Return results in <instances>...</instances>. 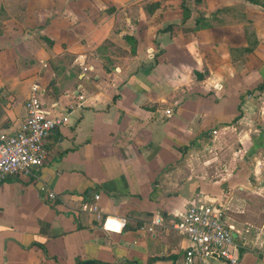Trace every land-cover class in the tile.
I'll use <instances>...</instances> for the list:
<instances>
[{"label":"crops","instance_id":"1","mask_svg":"<svg viewBox=\"0 0 264 264\" xmlns=\"http://www.w3.org/2000/svg\"><path fill=\"white\" fill-rule=\"evenodd\" d=\"M261 79L264 7L248 0H0V132L32 84L65 117L40 179L0 183V264H183L172 221L223 185L243 190L239 264H264V180L239 178L243 147L264 164V90L240 98ZM96 193L102 220L79 209Z\"/></svg>","mask_w":264,"mask_h":264},{"label":"built area","instance_id":"2","mask_svg":"<svg viewBox=\"0 0 264 264\" xmlns=\"http://www.w3.org/2000/svg\"><path fill=\"white\" fill-rule=\"evenodd\" d=\"M24 105L26 113L18 129L14 132H0V183L18 174L33 175L40 179L34 170L45 161L46 139L54 128L65 121V117L51 116L45 109L37 84H32ZM39 190L47 200L56 199V193L45 183L39 184ZM99 199L100 194L96 193L92 200L83 201L79 209L102 220ZM225 210L216 200L199 196L172 221L170 227L188 241L183 253V264H204L209 259L222 260L227 264L240 263L244 245L234 226L226 221ZM117 220L120 227L127 223L126 217ZM163 222V215L157 214L140 229L154 233L164 225Z\"/></svg>","mask_w":264,"mask_h":264},{"label":"rangeland","instance_id":"3","mask_svg":"<svg viewBox=\"0 0 264 264\" xmlns=\"http://www.w3.org/2000/svg\"><path fill=\"white\" fill-rule=\"evenodd\" d=\"M185 2V1H184ZM258 106L254 105L256 110L259 109L260 105H262V103L258 102ZM255 111V109H254ZM252 115L255 116V112L252 113ZM252 120V119H251ZM247 126H254V120H252V122H250V125ZM260 127V126H259ZM244 149H246V151H244ZM257 153L256 150L254 148V150H252L251 148L248 149L247 147H243V156L241 158V162L243 163V171L240 174V179L243 181H255L256 179H263L264 180V164H259L257 163V157H256ZM239 163V164H240ZM238 164V163H237ZM258 167V173L255 172V167ZM235 173V172H234ZM243 193V190H241L238 187H232L229 188L227 187V185H223L221 186V192L216 195V202H218L220 205H222V207H224L225 210V219L227 222H231L232 219L230 218H235V215H237L235 212L236 208L233 207V205L231 204L232 200H233V196L234 193H239V192ZM238 195V194H235ZM243 215V214H241Z\"/></svg>","mask_w":264,"mask_h":264},{"label":"trees","instance_id":"4","mask_svg":"<svg viewBox=\"0 0 264 264\" xmlns=\"http://www.w3.org/2000/svg\"><path fill=\"white\" fill-rule=\"evenodd\" d=\"M249 2L251 3H254V4H259L261 6L264 7V0H248ZM185 14H187L185 12ZM198 26V25H197ZM200 26V25H199ZM201 26H207L206 24H201ZM264 90V79H261L255 86L249 88V89H246L240 96V98L242 99V97L245 95V94H251L253 93L254 91H263ZM82 264H86V263H82Z\"/></svg>","mask_w":264,"mask_h":264}]
</instances>
